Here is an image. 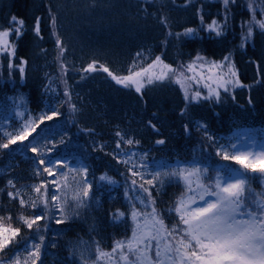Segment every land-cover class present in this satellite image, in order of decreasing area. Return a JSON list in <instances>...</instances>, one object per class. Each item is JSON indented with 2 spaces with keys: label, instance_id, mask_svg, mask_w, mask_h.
<instances>
[{
  "label": "trees",
  "instance_id": "obj_1",
  "mask_svg": "<svg viewBox=\"0 0 264 264\" xmlns=\"http://www.w3.org/2000/svg\"><path fill=\"white\" fill-rule=\"evenodd\" d=\"M121 8L127 11L126 21L120 23L121 33L99 30L105 21L101 14ZM253 13L255 20L264 21V0H229L227 8L223 0H0V31H9L10 48L0 54V143L7 142L8 134L19 133L28 121L39 123L26 141L0 149V217L11 216L5 225L20 228V235L0 252V264H8L15 255L21 256L23 264L26 247L34 243L41 244L37 264H113L108 258L97 262L96 247L111 252L116 241L130 239L135 226L132 205L145 211L140 200L148 194L141 184L149 189L157 211L171 226L178 216L169 210L187 189L181 178L164 173L198 167L205 173L203 183L212 185L218 174L227 175L231 168L246 171L232 160H222L217 152L220 145L236 144L237 149L230 152L264 146V30L255 25L251 39L244 40ZM12 16L24 21L19 38L12 31ZM37 18L39 36L34 31ZM213 20L221 25L222 35L208 30ZM110 24L106 21L105 27ZM189 28L195 30L193 34L184 35ZM57 36L66 48L59 59ZM137 52L144 56L140 66L160 56L177 70L189 64H220L229 57L239 84L235 80L226 85L229 91L220 89L219 100L185 101L183 89L173 81L148 85L137 93L133 86L117 85L103 71H81L96 61L117 76L126 75ZM198 56L203 60H197ZM61 63L67 67L66 74ZM227 66L225 63L222 70ZM185 75L189 77L188 71ZM186 83L191 85L190 96L197 91L204 94L190 80ZM66 86L75 111L64 95ZM48 115L52 119L40 123ZM117 132L134 143L121 141ZM161 139L165 143L157 144ZM31 145H37L36 152L30 150ZM39 159L45 165H38ZM49 162H58L56 174H37ZM63 165L87 170L91 190L81 207L71 198L80 175L68 173L72 190H65L61 180L60 193H56L57 185L50 183L67 172ZM157 172L161 176L153 182L155 186L144 183ZM247 175L250 192L245 195L247 203L255 207L253 198L261 199L264 194V178L258 172ZM101 176L108 179L101 180ZM42 183H47V209L39 202L40 194L33 191ZM9 192L19 193L27 203L21 206ZM54 194H62L66 201L64 214L53 206ZM32 200L37 207L28 206ZM118 211L124 216L114 220ZM41 212L44 218L38 222L39 232L35 225L28 229L20 220ZM151 255L155 258L154 250Z\"/></svg>",
  "mask_w": 264,
  "mask_h": 264
},
{
  "label": "snow or ice",
  "instance_id": "obj_2",
  "mask_svg": "<svg viewBox=\"0 0 264 264\" xmlns=\"http://www.w3.org/2000/svg\"><path fill=\"white\" fill-rule=\"evenodd\" d=\"M145 2H150V0H145ZM232 2L234 3L235 0H232ZM223 4L227 8L229 0H223ZM11 22L12 31L17 34L16 38H19L22 34L21 30L24 21L12 16ZM51 23L53 28H55L56 19L54 16L51 17ZM255 25L264 30V21L255 20L253 13V19L249 23L247 33L244 36L245 41L251 39L252 28ZM208 30L215 32L217 36L222 35L221 25L215 20L208 26ZM34 31L39 36V18H37ZM194 31V29L189 28L185 31L184 35H191ZM169 34L171 35V33ZM8 36L9 31H0V43L3 44L5 50L9 47ZM56 46L59 49V59L64 56L66 51L59 36L56 37ZM136 58L129 67L128 74L123 76L115 75L108 67L102 64L98 65L96 61L88 64L81 71L84 73L103 71L117 85H121L124 88L133 86L137 93H141L142 88L146 85H152L156 82L162 83L168 80L169 74H171V80L179 84L183 89L185 101H189L190 99L193 101L212 99L213 97L219 100L220 93L218 89L223 88L227 92L229 89L226 85L233 84V80L231 78L225 79V75L230 74V77H236V72L229 62V57H225L224 62L220 64L211 62L209 72H211L212 68L223 69L224 64L228 63L227 72L217 77V81H219L217 88H212L209 84L204 85L208 88L207 95L201 96V93L197 91L190 96L189 88L191 85L187 84L186 81L192 80L199 83L196 76L188 77L185 75V71L193 70L192 64L187 65L183 70H177L165 64L160 56L155 57L154 60L145 66H140L144 60L143 53L137 52ZM197 60H203V58L198 56ZM60 68L64 74L67 73V67L64 63H61ZM19 70L23 73L24 68L20 67ZM83 78L82 76L81 79ZM207 78L212 80L213 77L209 75ZM200 79H204L203 75L200 76ZM235 84H239L238 79L235 81ZM64 95L67 97V102L70 103L72 97L71 92L67 90V86ZM70 107L73 111L76 110L75 104L70 103ZM56 114L53 112V115ZM181 114L183 115V112ZM44 119L51 120L52 115L41 117L40 123ZM148 123L153 129H156L155 124L151 121ZM36 127H39V123L33 124L32 121H28L16 135L8 134L10 138L7 142L0 143V149H9L10 145H15L17 141H26L35 132ZM185 127L187 130V126ZM201 127L206 128V125H201ZM116 135L120 136L121 141L129 145L134 143L132 139L125 141L119 132ZM208 139L212 140L213 138L209 136ZM156 143L164 144L165 141L161 139L157 140ZM117 147H120L119 142L117 143ZM230 149H237V145L230 144L227 147L220 145L217 154L220 155L222 160H232L246 171L242 172L240 169L231 168L227 175L218 174L212 185H205L203 183L205 173L198 167L182 168L163 174L164 176L181 178L187 189L185 196L180 197L176 201L175 206L169 210L178 216L177 223L171 226L165 223L162 214L157 211L155 200L152 199L149 189L144 188V184H141L140 188L148 194L147 197L140 200V203L145 206V211H138L135 205H132L130 215L135 226L130 239L116 241L111 252H104L97 246L96 261L108 258L113 264H120L121 261L124 264H264V194H261V199L257 200L255 197L253 198L255 207L247 203L248 198L245 195L246 191L250 192L248 183L250 177L247 175V172H258L264 178V148L256 151L253 145V150L250 151L236 150L230 152ZM30 150L36 152L37 145H31ZM38 154L43 155L42 153ZM128 162L125 161V163ZM49 163L50 166H45L42 169L38 168L37 174L43 171L50 176H54L56 174L54 169L57 168L58 162ZM37 164L45 165V160L39 159ZM63 167L68 168L67 172H61L57 180L50 183L57 185L55 189L56 193H60L61 180L65 181L63 184L65 190H72L71 186L67 183L68 173L80 175L81 179L76 181V188L73 190L71 198L78 202L76 207H81L84 205L83 198L89 197L91 190V184L87 180V170L73 169L67 165H63ZM133 167L136 166L133 165ZM132 174L138 175L139 173L133 172ZM160 176L161 173L157 172L152 179L146 180L144 183L155 186L153 182L159 180ZM100 179L105 180L108 178L101 176ZM141 179H143V176H141ZM73 180H75V175L73 176ZM132 183L136 184V181L133 180ZM160 183L162 185L163 181L161 180ZM8 184L15 188L13 181L9 180ZM41 188L44 189L43 193H41ZM33 191L40 194L39 202L47 209L49 205L47 183L34 186ZM187 193L196 194L187 195ZM8 195L12 199H19L21 206L27 203L23 197L19 196V193L9 192ZM61 195H52L51 202L61 214H64V203L66 201L61 199ZM206 196L214 197V199L206 200ZM57 201H60V203L57 204ZM28 206L32 208L37 207V201L32 200ZM123 216L124 213L118 211L114 214L113 218L114 220H118ZM43 218L44 214L41 212L32 218L21 216L20 220L23 221L28 229H32L35 225L36 231L39 232L40 226L38 222ZM11 219V216L6 218L0 217V252L8 248L16 237L20 235L19 227H13L11 223L5 225V220L11 221ZM40 240H43V236L40 237ZM26 250L28 251V256L23 258V264H37L41 255V244L34 243L30 248L26 247ZM153 250L155 258L151 255ZM129 256H132L133 259L130 260ZM8 264H22L21 256L15 255Z\"/></svg>",
  "mask_w": 264,
  "mask_h": 264
},
{
  "label": "rangeland",
  "instance_id": "obj_3",
  "mask_svg": "<svg viewBox=\"0 0 264 264\" xmlns=\"http://www.w3.org/2000/svg\"><path fill=\"white\" fill-rule=\"evenodd\" d=\"M118 11L119 12H103L101 15H103L105 17V21H103L104 23L99 27V30L104 31L108 34H111L112 32L115 33L116 31L121 33L120 23L123 21H126L127 11L124 8L118 9ZM108 20L111 21V24L109 26L105 27L106 21H108ZM118 32H116V33H118ZM9 49L10 48H7L5 50L3 47V44H2L1 48H0V54L3 51H8ZM165 64H167V63H165ZM217 64H219V63H217ZM168 65H170V64H168ZM210 66H211V64L207 65V66L193 65V70L188 71L189 77L196 76L197 80H199V83H196L195 81H192V80H190V81L192 82V84L194 86H197V87L203 89L204 94L201 93L202 96H205L208 93V88L205 87L204 85L209 84V85H211L212 88H217V83H219V81H217V77L220 76L221 74H225L227 72V68H228V66L226 67L225 70H222L220 68H212L211 72H209ZM201 75H203V77H204V79H202V80L200 79ZM209 75H211L213 77L212 80H209L207 78ZM229 78H231L233 81L237 80V76L236 77H230V74L225 75V79H229ZM213 81H217V82L214 83ZM170 82H172L171 74H169V79L165 80L162 83H170ZM156 83L159 84L161 82H156ZM156 83H154V84H156ZM146 86H148V85H146ZM220 89H223V88H219L218 90H220ZM260 148H264V146H262ZM260 148L255 147V150L259 151ZM250 150H253V149L249 148V151ZM141 219H143V218H141Z\"/></svg>",
  "mask_w": 264,
  "mask_h": 264
}]
</instances>
